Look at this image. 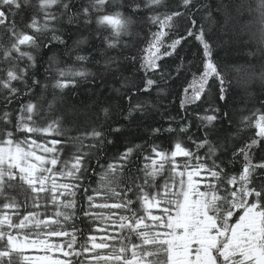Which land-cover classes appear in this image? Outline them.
Returning a JSON list of instances; mask_svg holds the SVG:
<instances>
[{
    "label": "snow or ice",
    "instance_id": "obj_1",
    "mask_svg": "<svg viewBox=\"0 0 264 264\" xmlns=\"http://www.w3.org/2000/svg\"><path fill=\"white\" fill-rule=\"evenodd\" d=\"M72 5L73 0H0V29L9 41L3 62L10 66L0 79L9 92L6 104L19 95L12 82L24 79L27 69L36 66L35 56L25 47L64 48L63 55L72 64L62 67L59 53L53 51L45 69L54 89L75 87L78 78L86 79L90 73L83 65L90 56L78 51L86 38L69 45L60 25L95 23L98 38L101 30L108 35L103 36L104 58L96 61L99 69L91 74L92 82L120 80L115 91L126 89L123 99L129 105L123 118L147 112L151 102L146 98L133 103L138 93L154 88L165 91L158 87L161 82L181 78L184 83L176 87L183 115L166 116V128L150 130L151 138L162 132L173 134L167 149L154 139L151 145L128 141L123 151L103 164L99 157L112 140L106 139L99 125L89 124L75 138L92 141L88 151L77 152L68 168L60 155L63 141L56 138L66 132L62 116L38 124L42 101L31 100L20 105L15 122L13 113L4 112L0 117V264H264V100L238 112L219 103L227 105L228 88L226 73L215 58L217 41L203 23L212 20V12L199 0H87L76 11ZM230 9L252 16L264 43V0H240L229 4ZM21 15L18 23L16 17ZM126 36L131 39L125 40ZM191 41L198 45V56L186 64L181 50ZM108 49L115 54L107 55ZM25 58L26 67H17ZM165 63L174 67L166 68ZM128 64L141 74L139 85L123 74ZM258 78L264 83V70ZM32 84L39 86L41 81L34 76ZM214 88L218 89L215 95ZM32 91L28 88L25 95ZM48 108L51 111V102ZM108 111L99 109L105 117ZM193 120L202 135L191 133ZM111 131L119 133L121 126ZM50 133L56 136L49 139ZM18 135L25 138L18 140ZM93 152H98V168L109 177L103 193L85 186ZM139 159L151 161L152 170L147 163L136 164L135 175H127L125 181L127 170ZM60 164L63 167L58 169ZM57 176L76 183H60ZM256 178H261L260 183ZM25 185L31 197L21 204L11 192ZM80 189L85 195L81 222H87V235L68 223L74 220L71 213L61 211L75 209V193ZM90 190L94 195H88ZM65 194L73 199L61 200ZM97 199L113 202L97 204ZM49 204L56 208L55 219L47 215ZM28 251L35 255H27Z\"/></svg>",
    "mask_w": 264,
    "mask_h": 264
},
{
    "label": "trees",
    "instance_id": "obj_2",
    "mask_svg": "<svg viewBox=\"0 0 264 264\" xmlns=\"http://www.w3.org/2000/svg\"><path fill=\"white\" fill-rule=\"evenodd\" d=\"M82 2L87 3V0H73L72 10L76 11ZM157 2L162 3L163 0H157ZM239 2L240 0H199L200 4L208 7L212 12V20H204L203 23L207 25L212 40L217 41L218 46L215 48V58L220 62L227 78L228 102L227 105H224V102L219 103L222 107L237 112L245 105L251 107V105L256 104L258 106L259 101L264 100V83L258 78L260 72L264 70V43H261L260 40V26L247 12L238 13L235 9L227 10L229 4ZM32 3H35V0H32ZM221 3L224 5L223 8L219 7ZM16 19L19 23L22 15L17 16ZM60 26L64 29L63 34L65 39L68 40L69 45H72L73 41L86 38L85 43L78 45V51L80 54L90 56V61L83 65V70L88 71L90 75L86 79L78 78V83L75 87H69L63 90L54 89L52 87L54 81L46 79L47 73L45 69L48 67V60L53 51L59 53L62 67L72 64V60L63 55L64 48L54 47L51 50L43 49L42 51H36L35 49L25 47V51H30L35 56L36 66L35 68L29 67L27 69L24 79L12 82V86L17 88L19 95L11 103L6 104L5 98L9 95V92L0 85V117H2L4 112L13 113V120L15 122L16 116L19 115L21 104H26L29 100L33 102L42 101V118L37 120L38 124L52 123L56 117H63L62 126L66 132L65 135L56 138L63 141V149L60 155L67 162L68 168H71V164L73 163L72 158L77 152L88 151L87 145L92 141L86 139L81 142L75 138L79 137L88 128L89 124L99 125L105 132L106 139L112 140L111 144L105 145L103 149L104 155L99 157V162L102 164L107 162L108 157H112L117 152L123 151L128 141L136 144L148 141V144L151 145L153 143L152 139H154L156 144L162 145L167 149L169 147V137L173 134L162 132L159 136L151 138L149 137V133L152 128H166L168 122L164 117L179 113L180 89L176 87V84L178 82L184 83V79L170 81L169 84H171V87H169V84L161 82L158 87L164 88L165 91H157L154 88L150 93H138L136 97H133V103L146 98L151 102V105L144 115H141L140 112H135L129 120H125L123 116L127 113L129 107L128 102L123 99L126 89H121L119 93L115 91V89L120 88V80L117 78H108L100 81L97 78L95 83L92 82L93 77L91 74L97 73L99 69L96 61L100 60L103 62L102 50L106 47L103 36L108 35V33L101 30V36L98 38L95 23L90 26H84L81 23L77 27L75 23L68 24L62 22ZM137 38L139 39V37ZM44 39L46 41V36ZM124 39L130 40L131 37L126 36ZM7 47H9V41L5 38L3 30L0 29V79L5 78L4 70L10 66L3 62V51ZM197 49L198 45L195 41H191L183 47L181 55L186 57V64L197 58ZM114 54V50H107V55ZM176 62L179 63V60ZM27 64L28 62L25 58V60L19 62L17 67L25 68ZM163 66L169 69L174 67L171 63H165ZM123 74L125 76L131 75L130 79L134 84L139 85L141 83L139 79L141 74L136 71L133 65L128 64L127 70ZM34 76L40 79L41 85L33 86L32 79ZM45 84H47V88H42ZM195 86H199L198 80L195 82ZM28 88H32L33 91L25 95ZM212 92L215 95L218 89L214 88ZM49 102L52 103L51 111L48 108ZM101 107H107L109 109L106 117L103 116V113H99ZM179 115H183V113H179ZM118 126H121L119 133L111 131L113 127ZM190 131L193 135H202L197 128L195 120L192 122ZM54 136H56L55 133H50L49 139ZM24 138L21 135L17 136L18 140H23ZM81 143L85 145L83 149H81ZM97 156L98 152H93L89 156L88 163L92 167L88 169L84 178L85 186L99 188L101 193H103L109 177L98 168L96 164ZM145 163L149 165V170L151 171L153 168L151 161L136 160L131 169L127 170L125 181L127 175H135L136 164L142 167ZM61 167H63V164L57 166L58 169ZM156 167H159V165H156ZM234 167L238 168L239 164ZM93 168L97 169L96 174L93 173ZM57 180L60 183H76L75 180L66 176L63 178L57 176ZM260 180L261 178H256L257 183H260ZM100 181H104V183H100ZM160 182L163 183V180ZM11 195L23 204L26 198L31 197V190L25 185L24 188H17L11 192ZM88 195H94V193L90 190ZM60 199L71 200L73 197L65 194ZM74 199V210L61 209V211L71 213L74 216V220L68 223H75L76 227L84 229L85 235H87V222H81L83 217L82 209L86 207L83 189L75 193ZM105 202L112 203L113 201H105L104 199H97L95 201L97 204ZM28 206L32 207L30 199L28 200ZM40 211L43 213L45 209L41 208ZM55 212L56 208L49 204L47 215L55 219ZM104 214L107 215L106 212ZM97 223L101 228L103 227L101 222L97 221ZM95 234L97 236L102 235L101 232ZM80 242H84L83 238H81ZM80 259L83 258L81 257Z\"/></svg>",
    "mask_w": 264,
    "mask_h": 264
},
{
    "label": "rangeland",
    "instance_id": "obj_3",
    "mask_svg": "<svg viewBox=\"0 0 264 264\" xmlns=\"http://www.w3.org/2000/svg\"><path fill=\"white\" fill-rule=\"evenodd\" d=\"M26 254L27 255H35V253L34 252H31V251L26 252Z\"/></svg>",
    "mask_w": 264,
    "mask_h": 264
}]
</instances>
